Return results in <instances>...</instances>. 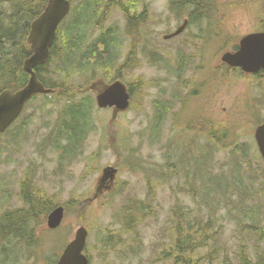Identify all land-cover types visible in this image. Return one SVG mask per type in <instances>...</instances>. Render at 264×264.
I'll use <instances>...</instances> for the list:
<instances>
[{"label": "rangeland", "instance_id": "rangeland-1", "mask_svg": "<svg viewBox=\"0 0 264 264\" xmlns=\"http://www.w3.org/2000/svg\"><path fill=\"white\" fill-rule=\"evenodd\" d=\"M70 1L73 8L61 24L56 42L59 58L67 50L62 44L64 41L66 43V37L73 33V28L79 21L82 22V26L80 30H76L75 37H82L83 44H89L90 41L107 34L111 40L110 44L112 46L116 44L111 47L117 57L115 66L125 63L129 54L135 59L134 63L138 62L137 67L128 71L124 78L117 79L128 89H133L132 94L130 92L131 106L126 112H120L118 115L110 108L99 109L95 98L97 92L91 90V86L111 83L102 77L86 82L82 76L75 75L71 84L82 87L87 93L83 106H87L92 101L94 103L91 127L95 126V129L91 130L89 136L84 139L82 155H78L75 159H65L62 163V150L72 143L68 141V137H56L59 134L60 121L63 125L65 121L69 122L71 119L64 113L66 107L83 101L81 96L74 98V101L66 102V99L51 94H38L31 99L24 114L20 115L12 127L0 136L2 137L0 139V223L4 215L23 210L27 217L33 216L26 212L28 208L22 206L19 186L20 179L29 177L26 175L31 173L34 175L32 179L35 185L52 195L58 203L52 211L58 206L65 207L64 219L60 227L48 228V218L45 219L44 224L36 226L35 244L29 245L27 238L16 239L0 235V264H57L67 244L82 227L89 231L85 253L93 257L92 261L89 258L91 264H173V259L161 257L163 250L171 242L170 223L175 212L173 207L191 213L196 220L207 224L211 222L208 230L209 241L205 248H202L201 254L209 252L215 244L219 253L217 264H222L226 259L233 264H241L243 248L248 250L250 259L256 264L259 256L264 253V237L255 231V228L259 227L261 232L264 230V161L255 148L252 131L256 125L264 122V89L257 87L258 102L253 106L252 125L247 127V131L252 133L240 130L230 139L244 142L245 153L217 150L209 156L212 157L208 165H211L213 180H220L217 185L228 189L227 197H224L223 191L215 190V194L221 197V208L214 210L204 204L203 199L196 196L192 187L184 182L187 179L182 172L180 177L168 178L170 182H161L157 187L155 186L156 198L151 201V215L144 217L133 231L122 232L125 221L122 208L127 201L150 202L146 181L149 179L146 178L145 169L150 167L156 171L161 168L163 172L166 170L170 142H176L175 139L182 140L181 135L177 133L178 126H182L195 116L190 110L191 101L186 97H182L179 101L174 95L175 91H180L179 81L169 76L168 69L150 65L143 52L147 48V53L159 55L162 53L165 60H176L179 49H184L182 47L184 37L168 41L163 39L165 35L173 32L179 18L177 11L171 10L164 0H146L143 13L149 25L144 29L132 28L125 24L127 17L121 11L126 10L127 5L132 7L130 4L133 0H121V6H124L121 11L118 8L109 10L105 5L107 0H102V3L94 0ZM255 2L248 4L252 8L244 5L225 7L226 3L223 2L216 16L257 17L256 8L261 0ZM17 4L15 0H0V20L6 18L4 12L9 15L14 13ZM131 15L133 14L128 13L129 17ZM126 36H130L131 39ZM77 41L80 43L81 40L77 38ZM26 43L30 47L28 37ZM59 46H63L64 50ZM195 62V64L199 63L196 60ZM169 64L172 65V61ZM57 65L58 63L50 64L46 76H43L47 82L54 80L53 84L57 80L55 86L63 89L66 85L65 76L69 73L62 70L66 69L64 64L62 69H58ZM57 72L63 76L58 75ZM193 72L194 75H198L196 68H192L187 76ZM142 77L149 82H159V85L146 91H139L137 84ZM190 78L194 80L192 84L195 88L196 77L192 75ZM40 81L49 89L41 79ZM248 87L246 83L240 82L226 87L217 85L211 88L212 99L209 98L206 111L210 114L219 113L226 107L234 113H239L243 106L251 111L247 103L254 99V86L252 89ZM188 92H193L191 87ZM199 106L200 104L196 103L194 108ZM176 111H180V118ZM246 119L237 118L238 127ZM10 136H15V139H10ZM115 138H118L119 143L114 147V154L109 146L115 143ZM124 143L128 146H124ZM120 150L123 156L119 153ZM195 154L198 155V151ZM125 157L130 161L125 162ZM171 157H175L173 152ZM111 165L121 167L112 184V190L99 195L97 199H92L103 169ZM188 169L191 175L193 170ZM214 186L215 184L213 188ZM67 208H71L69 212ZM111 235L113 238L111 243H126L128 246L122 249L124 255L115 250L104 249L103 244ZM119 249L121 247L117 248Z\"/></svg>", "mask_w": 264, "mask_h": 264}, {"label": "trees", "instance_id": "trees-1", "mask_svg": "<svg viewBox=\"0 0 264 264\" xmlns=\"http://www.w3.org/2000/svg\"><path fill=\"white\" fill-rule=\"evenodd\" d=\"M15 1L18 3L15 5V12L11 15L4 12L3 15L6 18L0 20V92L3 90H11L15 92L27 84L28 75L22 67L23 61L31 55V51L26 43V37L29 35L32 22L44 12L49 0ZM213 1L214 0H209L207 8L205 7L207 13H209L207 15L209 16L217 15V12L221 9L219 5H214ZM225 1V7L231 5L238 6L236 4L242 3L241 5L252 8L251 5L248 4L256 3L255 0ZM192 3V5L195 4L196 6L195 0H192ZM257 6V17H264V0H261V3L257 4ZM122 12L125 13L126 10L122 9ZM142 22L144 28H147L149 25L148 19L144 18ZM80 26H82V22L79 21L76 27L73 28V33L68 34L66 37V43L64 41V45L68 49L63 53L62 57L59 58L56 51L57 45L55 44L56 46H53L50 50V61L46 65L37 69L39 78L47 85V87L56 90L51 95L64 100L66 99V102L74 101V98L78 96H81L83 99V101H81L82 103L79 101L72 105L69 104L66 107L64 113L66 115L68 114L71 119L69 122L65 121L63 125L60 121V125L58 126V137H68V141L72 143L70 146L62 150V163L65 159H75L78 155L83 154V141L89 136V132L95 129V126L91 127L94 103L92 101L87 106H83V102L86 98L85 95L87 93H85L82 87L79 88L71 84L73 77L75 75L82 76L86 82L102 77V79H106L108 82L112 83L119 78H124L128 71H132L133 68L137 67V64L134 63L135 59L131 54H129L125 63L120 64L118 67L115 66L117 57L111 47H114L116 44L114 43L113 46L110 44L111 40L108 38L107 34H104L97 40H93L89 44H83L84 41L82 37H75V32L76 30H80ZM129 26L132 28H140L138 22H131L129 23ZM58 32H60V30ZM77 38L81 40L80 43L77 41ZM146 49L147 48H145L143 54L146 56L148 63L153 66L168 69L169 76H173L172 79L182 73L177 70L179 65H182V67L186 66V61L182 57L183 55L181 51H179L176 60H165V56L162 53L161 55L150 54L146 52ZM171 61L172 65L169 64ZM52 63H58V69H62L64 64L66 69L64 68L62 70L69 73L65 76L66 85L63 89L55 86L58 83L57 80L53 84L52 82L54 80L52 82H47L44 79L43 75L46 76V73L48 72L47 67ZM59 72H57V74L63 76ZM183 74L184 73L181 75ZM168 79L169 78H167V80ZM157 85H159V82H149L142 77L138 81L137 88L139 91H146ZM130 92L132 94V88H130ZM174 95L177 100H182L183 96L179 91H175ZM204 123L206 122L202 119H197L193 122L192 140H186V136L184 135V137H182L181 135L182 140L175 139L176 142H170V151L168 153L166 170H164V172L162 168L157 171L150 167L145 169L146 178L149 179L146 181L150 192V202L142 200L127 201L122 208L125 220L123 224L124 228L121 230L122 232L128 233L133 231L144 217L151 215V201L156 198L154 192L155 186L157 187L161 182H170L171 180H167L168 178L171 179L174 176L180 177L182 172L187 179L184 180V182L186 181V184L192 187V191L194 194L196 193V196L203 199L204 204L211 206L214 210L221 208V197L215 194V190L223 191L224 197H227L226 191L228 189H223V187L221 188L220 185H217L220 180H213L214 177L210 170L211 165H208V161L212 159V157H209L212 152H215V144L208 140V138L206 139L203 135L205 129ZM1 138L2 137H0V139ZM9 138L15 139V136H10ZM115 140V143L110 144L109 146L113 153L115 145L119 143L118 138H115ZM124 146H128V144H125ZM196 151H198V155L195 154ZM172 152L175 154V157H171ZM119 153L123 156L122 150H120ZM190 156L192 158H190ZM124 160L125 162L130 161L128 157H125ZM127 166H129V164H127ZM188 168H192L193 170L191 175H189ZM26 176L33 178L34 175L31 173ZM214 184L215 189L213 188ZM28 185L29 190L21 195V200L24 203L23 208H28V214L33 216L27 217L24 213L25 211H19L18 214L12 213L4 215L0 223V235H3L4 237H14L16 239L27 238V243L32 245L37 242L36 226L45 223L48 214L52 211L54 206L58 205V203H56V200L52 195L36 186L34 180H29ZM70 209L67 208V211L69 212ZM173 210H175V212L170 223L172 227L170 232L171 242L167 244L168 246L163 250L161 257L163 256L164 259H173V264H217L219 253L218 249L215 248V244H213L209 252L201 254L202 248H205L206 243L209 241L208 230L211 226V222H208L207 224L203 221L196 220L191 213L184 212L179 207H173ZM136 218L138 219L136 220ZM255 231L264 237V230L261 232L260 227L255 228ZM111 239H113L112 235L109 236L107 241H105V244H103L104 249L111 251L115 250L121 255H124L122 249L128 248L126 243H111ZM116 246L117 248L121 247V249L117 250ZM88 256L92 261L93 257L89 254ZM263 259L264 253L259 256V260L256 264H262ZM222 264L233 263L226 259ZM241 264H254L250 259L248 250L243 248L241 249Z\"/></svg>", "mask_w": 264, "mask_h": 264}, {"label": "flooded vegetation", "instance_id": "flooded-vegetation-1", "mask_svg": "<svg viewBox=\"0 0 264 264\" xmlns=\"http://www.w3.org/2000/svg\"><path fill=\"white\" fill-rule=\"evenodd\" d=\"M95 1L102 3V0H94V2ZM195 1L196 6L195 4L191 6L192 0H164L171 10L173 9L177 11L179 15L177 26L171 34H174L185 24V22L188 23L186 29L179 36L170 39L177 40L184 37L182 40V47H184V49H179V51L182 52V57L186 61V66L182 67V65H179V67H177L178 72L184 74L181 75L182 73H180L176 76L175 80L180 83V94L191 101L190 110L192 114L195 115L187 123L178 126L177 133L182 135V137L185 135L186 140H192L193 122L197 119H202L206 122L204 123L205 129L203 135L206 139L208 138V140L215 144V151L230 150L231 152L243 153L245 152L246 144L238 139L234 141H231L230 139L240 130L249 133L247 127L252 125L251 115L254 109L253 106L258 102L256 99L258 91L257 87L264 89V69H261L256 73H246L239 67H232L225 63L223 61V56L228 53H237L240 50V41L243 37L254 33H264V17L209 16L205 9L209 4V0ZM223 2L225 3V0H214L213 4L220 6ZM145 3L147 4L146 0H133L131 2L132 7H125L126 12L123 14L127 17V19L125 18L126 25H129L131 22H138L139 26L142 25V21L144 20L143 9ZM121 4V0H107L105 3L109 10H115V8H118L120 11L123 7ZM241 4L238 3L236 5ZM128 13L133 15L129 17ZM140 28L144 29V24L140 26ZM126 38L129 40L131 39L130 36H126ZM177 54L174 55L176 56ZM177 58L178 55L175 59ZM195 60L199 61V63L195 64ZM192 68H196L198 71L197 76L194 75L195 72L190 75L196 77L195 88L192 84L194 80L190 78V76H187V74L192 71ZM197 80L199 81L197 82ZM240 82L246 83V85L249 86L248 88L251 89L254 86V99L247 103V106L251 108V111L246 109L243 105V108H240L239 113H234L228 108L229 111L226 107L219 113L210 114L206 111V104L209 102V98L212 99V96L210 95L211 88L217 85H223V87H226L227 85ZM190 87L193 90L191 93L188 92ZM30 103L31 102L25 105L21 116L24 114ZM196 103L200 104L198 108H194ZM179 113L180 111H176L178 116L181 114ZM239 117L247 118L246 120H243L244 123L240 127H238L239 121L236 120ZM179 118H177V120H179ZM259 125H256V127L253 128L252 132L254 138ZM56 137H58V135H56ZM255 148L258 149L257 143ZM111 167L116 168L119 174L121 167L116 165H111ZM100 178L95 186L92 199H97L99 195L112 190L113 183H99ZM20 180V194L22 195L29 190L28 181L33 179L30 177H22ZM21 203L23 206L24 203ZM258 260L259 258L257 261ZM262 261V264H264V259Z\"/></svg>", "mask_w": 264, "mask_h": 264}, {"label": "water", "instance_id": "water-1", "mask_svg": "<svg viewBox=\"0 0 264 264\" xmlns=\"http://www.w3.org/2000/svg\"><path fill=\"white\" fill-rule=\"evenodd\" d=\"M71 9L67 0H49L44 12L33 22L28 36L33 55L24 62V70L31 78L28 84L15 93L4 91L0 94V135L3 134L13 122L19 118L23 109L31 99L46 91L38 79L35 68L44 64L50 56V50L56 39V31L61 21L69 14ZM187 22L174 34L165 35L164 40L179 36L187 27ZM223 61L232 67H239L246 73H256L264 69V33H254L243 37L240 41V50L223 56ZM101 87V88H99ZM91 90L96 91V103L99 109H113L114 114L126 112L131 106V95L127 86L117 80L109 85L93 84ZM255 138L264 159V124L260 125ZM118 170L111 166L106 167L99 183H114ZM64 206H58L49 216L47 224L55 229L63 222ZM88 231L80 228L73 240L66 246L63 256L58 264H90L85 255Z\"/></svg>", "mask_w": 264, "mask_h": 264}, {"label": "bare ground", "instance_id": "bare-ground-1", "mask_svg": "<svg viewBox=\"0 0 264 264\" xmlns=\"http://www.w3.org/2000/svg\"><path fill=\"white\" fill-rule=\"evenodd\" d=\"M69 3H70V6H71V9H70V11H69V14H70V12H71V10H72V2L70 1V0H67ZM5 5V4H4ZM131 5V4H130ZM181 5V4H180ZM128 6V5H127ZM205 6V5H204ZM5 7H6V5H5ZM47 7V6H46ZM109 7V6H108ZM124 7V6H123ZM7 8H9V7H7ZM6 8V9H7ZM10 9H11V7H10ZM103 10H105V9H103ZM214 10V9H213ZM5 11V10H4ZM109 11V10H108ZM110 12V11H109ZM100 15H101V12L99 13ZM68 15V14H67ZM198 15V14H197ZM99 17V16H98ZM105 17H107V15L105 16ZM66 18V17H65ZM64 18V19H65ZM25 19H26V17H25ZM38 19V18H37ZM36 19V20H37ZM64 19L61 21V23L59 24V26H58V28H57V31H56V39H55V43H54V45L53 46H56L55 44H56V42H57V39H58V34H59V28H60V26H61V24L64 22ZM36 20H34L33 22H35ZM33 22H32V24H33ZM32 24H31V28H32ZM108 25V24H107ZM200 30H201V28H200ZM208 30V29H207ZM30 31H31V29H30ZM105 31V30H104ZM97 32V31H96ZM102 32V31H101ZM61 35V34H60ZM100 36V35H99ZM28 37V36H27ZM85 37V36H84ZM89 37V36H88ZM98 37V36H97ZM101 37V36H100ZM99 37V38H100ZM24 38V37H23ZM96 38V37H95ZM62 39H64L63 37H62ZM89 39H91L92 40V38H90L89 37ZM94 39V38H93ZM86 41H87V39H86ZM61 42V41H60ZM29 43V42H28ZM87 43V42H86ZM90 43H91V41H90ZM24 45V44H23ZM30 45V44H29ZM62 45H64V44H62ZM65 46V45H64ZM72 46V45H71ZM59 47H62V49L64 50V48H63V46H59ZM30 51H31V55L29 56V57H31L32 55H33V52H32V50H31V45H30ZM75 48V47H74ZM94 48V47H93ZM19 49V48H18ZM57 49V48H56ZM68 49V48H67ZM17 50V49H16ZM61 50V49H60ZM59 51V50H58ZM60 52V51H59ZM65 52V51H64ZM62 55H63V53H62ZM61 56V55H60ZM5 57V56H4ZM94 58V57H93ZM27 59V58H26ZM55 59V58H54ZM66 60V59H65ZM12 61V60H11ZM50 61V56H49V59L44 63V64H42V65H39V66H37L36 68H35V72L37 73V75H38V71H37V69L39 68V67H42V66H44V65H46L48 62ZM6 63V62H5ZM24 63V62H23ZM9 64V63H8ZM75 64V63H74ZM3 65V64H2ZM76 65V64H75ZM83 66V65H82ZM88 66V65H87ZM4 67V66H3ZM23 68H24V66H23ZM24 70V69H23ZM1 71V70H0ZM25 71V70H24ZM3 72V71H2ZM25 73H26V71H25ZM27 75H28V81L30 80V78H31V76L28 74V73H26ZM38 79H39V76H38ZM39 81H40V79H39ZM41 82V81H40ZM28 83V82H27ZM41 84H42V86L44 87V89L46 90V91H49L48 93H46L45 95H48V94H52L53 92H54V90H52V89H48V88H45V85L41 82ZM22 89V88H21ZM127 89H128V87H127ZM20 90V89H19ZM4 91H10L11 93H15V92H17L18 90H16L15 92H13V91H11V90H3V91H1L0 92V94L1 93H3ZM129 93H130V89H128L127 90ZM82 99V98H81ZM20 117V116H19ZM18 119V118H17ZM17 119L13 122V124L17 121ZM12 124V125H13ZM12 125L3 133V134H1V135H4L11 127H12ZM32 198V197H31ZM26 202V201H25ZM56 208V207H55ZM55 208H54V210H55ZM31 209V208H30ZM54 210L52 211V212H50L49 214H48V216H47V218H49V216L54 212ZM24 211V210H23ZM28 211V210H27ZM26 211V212H27ZM23 213V212H22ZM25 213V212H24ZM18 214V213H17ZM27 215V214H26ZM63 219H64V213H63ZM48 221V220H47ZM47 227L48 228H50L49 226H48V224H47ZM83 228V227H82ZM86 229V228H85ZM87 230V229H86ZM78 231V230H77ZM88 231V230H87ZM88 237H89V231H88ZM88 240V239H87ZM68 245V244H67ZM87 245V244H86ZM87 247V246H86ZM66 248V247H65ZM85 250H86V248H85ZM64 251H65V249L63 250V252H62V255L60 256V259H61V257L63 256V254H64ZM84 253H85V251H84ZM85 255H86V253H85ZM87 256V255H86ZM88 257V256H87ZM60 259H59V261H60ZM88 259H89V257H88ZM90 260V259H89ZM59 261H58V263H59ZM57 263V264H58ZM90 264H91V261H90Z\"/></svg>", "mask_w": 264, "mask_h": 264}]
</instances>
